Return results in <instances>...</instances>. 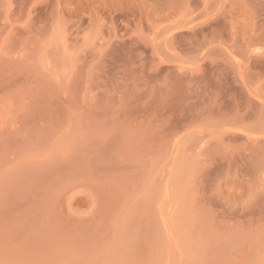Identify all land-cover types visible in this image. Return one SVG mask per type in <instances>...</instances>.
<instances>
[{
	"label": "rangeland",
	"instance_id": "1",
	"mask_svg": "<svg viewBox=\"0 0 264 264\" xmlns=\"http://www.w3.org/2000/svg\"><path fill=\"white\" fill-rule=\"evenodd\" d=\"M0 264H264V0H0Z\"/></svg>",
	"mask_w": 264,
	"mask_h": 264
}]
</instances>
